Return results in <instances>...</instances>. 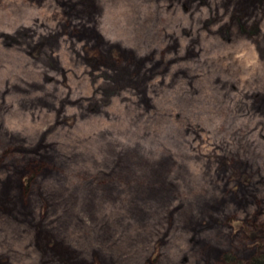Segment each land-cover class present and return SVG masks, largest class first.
<instances>
[{
  "label": "rangeland",
  "instance_id": "obj_1",
  "mask_svg": "<svg viewBox=\"0 0 264 264\" xmlns=\"http://www.w3.org/2000/svg\"><path fill=\"white\" fill-rule=\"evenodd\" d=\"M263 240L264 0H0V264Z\"/></svg>",
  "mask_w": 264,
  "mask_h": 264
},
{
  "label": "trees",
  "instance_id": "obj_2",
  "mask_svg": "<svg viewBox=\"0 0 264 264\" xmlns=\"http://www.w3.org/2000/svg\"><path fill=\"white\" fill-rule=\"evenodd\" d=\"M260 244H261V246L264 245V240L261 241ZM261 246L259 245L258 251H260V249L262 248ZM222 259L228 264H264V254L263 253L253 255L249 260H247L245 262L239 261L238 263H233L234 258L230 255H225Z\"/></svg>",
  "mask_w": 264,
  "mask_h": 264
}]
</instances>
